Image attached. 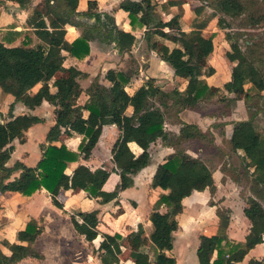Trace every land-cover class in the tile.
Returning <instances> with one entry per match:
<instances>
[{"label":"trees","instance_id":"1","mask_svg":"<svg viewBox=\"0 0 264 264\" xmlns=\"http://www.w3.org/2000/svg\"><path fill=\"white\" fill-rule=\"evenodd\" d=\"M21 6L28 5L32 0H15ZM45 7H36L28 19V24L42 28L38 34L48 46L30 47L27 45H6L0 42V89L4 94H10L13 101L9 106L8 119L0 122V191L16 171L22 176H28L26 181L17 178L16 191L24 196L45 189L52 203L64 209L58 195L62 190H84L90 198L98 199L100 203H109L119 194L133 186V176L151 163V144L157 140H167L169 133L165 129L166 111L169 101L180 109H199L202 102L215 100V92L209 86L205 76L213 75L216 70L208 67L202 70L201 54L209 55L213 35L209 38L203 35V29L209 21L218 17L221 28L227 29V18L241 17L247 11L244 0H213L196 8L197 17L206 7L212 8L211 14L204 21H194L191 31H184L181 14L174 15L169 21L158 19L156 11L158 3L155 0H122L120 8L128 12L133 28L137 26H162L175 31L178 46L170 48L163 45L161 57L173 68L175 75H189V82L184 91L174 89L166 92L150 78L133 95L128 94L126 86L130 81L129 72L110 69L105 78L109 85L100 83L98 75L86 90L88 100L84 105L78 104L83 94L79 78L87 76L76 66L65 67L69 56L78 60L85 59L91 52L92 34L82 33L73 41L66 38L67 24L77 25L78 16L95 18L98 24L114 25L115 19L109 14L98 11L97 1H89L88 10H77L79 0H60L67 10L60 5H53L52 0H44ZM205 1V0H204ZM179 4V0H169L162 8ZM256 22L254 24H258ZM163 38L168 34L161 33ZM226 38L230 43L227 57L236 65L233 67L232 80L224 84L228 93L239 91L251 83L258 91L264 90V72L249 53L242 48L238 34L227 31ZM118 47L121 51H131L138 41L137 37L128 31L116 32ZM252 56L253 50L250 48ZM242 71L248 80L238 76ZM53 80L52 91L40 89L31 94V89L38 83L45 84ZM260 93V92H259ZM235 97V96H234ZM234 97L232 99L234 100ZM226 98V95H224ZM247 92L245 100L248 102ZM221 99V98H219ZM44 101L55 106L56 121L47 132L46 143L41 144L42 156L36 166H27L16 161L9 165L14 151L13 142L26 140V132L41 121L38 116L26 113L15 115L16 104L22 102L29 109H35ZM132 113L128 114V108ZM88 115L85 116L84 112ZM116 124L121 135L113 147V159L119 171L120 183L113 191L104 190V185L110 177V171L98 168L92 170L80 163L89 160L97 145L103 127ZM70 130L82 135L78 150L69 148L65 143L57 145L63 131ZM201 133L194 124H184L175 139V144L191 138L200 137ZM136 142L143 152L136 156L129 143ZM233 149L243 155L245 166L251 169L254 193L264 195V130L252 118L234 123L231 137ZM70 162H79L71 174L67 173ZM214 176L210 167L201 159L194 157L185 150L169 155L160 163L153 176L152 187L167 190L155 202L150 213L153 229L150 232L152 245L142 246L132 253L136 264H176V258L168 254L174 248V232L179 228L178 216L184 211L183 201L194 191H204L214 187ZM165 209V211H162ZM244 214L251 222V227L245 241L229 240L227 228L230 217L220 215L219 230L214 235H201L197 255L200 264H237L258 244L264 243V206L254 197L248 199ZM71 221L76 232L93 244L98 237L99 211H79L71 214ZM140 233H142L140 228ZM45 232L43 219L31 218L24 233L18 241L8 238L0 240V264H19L27 258L43 259V254L37 249L36 242ZM108 246L98 256L103 264H123L119 258L123 236L119 233L106 234ZM7 249V251L4 250ZM97 253V251H95ZM216 254V257H215ZM249 264H262L250 260Z\"/></svg>","mask_w":264,"mask_h":264},{"label":"crops","instance_id":"2","mask_svg":"<svg viewBox=\"0 0 264 264\" xmlns=\"http://www.w3.org/2000/svg\"><path fill=\"white\" fill-rule=\"evenodd\" d=\"M89 1H97L99 12L114 17L115 24H112V28L115 32H112V35L116 40L110 38L109 32L106 31L101 33L92 30H84L85 24L82 27L70 24L65 26L67 31L66 38L69 41L75 40L84 32L92 34L93 38L95 37V40L92 38L90 41L91 52L85 59L78 60L65 52V55H67L64 64L65 67L76 66L84 73H87V76L79 78V82L84 91L78 99V104L84 105L86 103L88 100L86 90L98 75L100 76L101 84L109 85L105 75L110 69L130 73L131 78L126 86V91L130 95H133L150 78H154L156 83L161 86V89L169 93L174 89L180 91L186 89L189 82V75H175L174 68L161 57V49L164 44L170 48L178 46L174 30L168 27L154 25L148 27L137 26L133 28L130 23L128 12L120 8L122 0H79L77 10L79 12L87 11ZM168 1L169 0H155V2L158 3L156 11L158 19L169 21L174 15L181 14L183 30L187 32L191 31L194 27L193 23L197 18L196 8L201 5L200 0H179V4L170 6L169 8H162V4H166ZM59 3L60 0H52V4L55 6ZM36 7L43 9L45 7V1L32 0L28 5L21 6L15 0H0V42L2 41L10 46L20 45L28 35L32 34L34 30L33 27L35 26L29 25L28 19ZM78 18L83 21L85 18H88L91 20L90 26H95L96 22L93 18L83 15L78 16ZM214 19L209 21L208 25L202 30L203 35L207 38L213 35V44L209 55L201 56L202 70H206L203 63L204 61H202L203 59L208 63V67H214L216 70L213 75L205 76L209 86L215 92V100L219 99V93L223 96L226 95V98L231 100L232 97H234V93H228L223 87L225 83L232 80L233 67L235 64L227 57V52L230 51V43L226 38L225 32L213 25L215 23ZM103 25L108 27L111 26L105 23H103ZM121 30L132 32L138 39L129 52L121 51L118 47L116 32ZM163 32L168 34L167 38H163L161 35ZM33 37L35 45L39 42H43L36 34H33ZM111 39L113 40L112 42ZM42 47L47 48L48 46L44 44ZM52 83L53 80L47 84L40 82L34 86L30 92L31 94H35L40 89L49 90V88L54 91L55 88L52 87ZM12 101L13 97L10 94H4L0 89V122H4L8 119L9 106ZM180 110L183 111L181 113L183 117L189 113V108ZM14 113L15 115L31 113L41 118V121L29 128L26 132L25 142L21 143L18 139L13 142L14 151L9 165H13L16 161H19L27 166H36L42 156L41 144L46 143L47 132L56 121L55 106L44 101L42 105L35 109H29L22 102H19L16 104ZM127 113H132L131 107L128 108ZM84 115L87 116L88 112L85 111ZM233 128L234 125H229L225 128L222 132L223 138L225 137L231 140ZM165 129L169 133V138L167 140L159 139L151 144L149 149L151 153V163L133 176V186L122 191L119 194V198L109 203H100L98 199L90 198L87 193L81 189L62 190L58 195V199L63 204L64 209H60L52 203L51 197L45 189L39 190L31 196H24L14 191L5 192L3 199L7 202L6 205H10L13 195L20 200L18 210L20 214H23L26 218L23 222L22 234L24 233L27 222L31 218L43 219L45 232L42 236L47 233L49 227H53L57 230V238L61 240L64 236L63 234L58 235V230L66 229L72 237L73 235L74 237H78L84 250L86 248L85 252L87 251V256L84 259L85 264H103L98 253L105 251L108 246V242L104 236L106 234L114 235L119 233L123 236L121 244L122 252L119 255L121 263L136 264L132 253L138 251L142 246L150 247L152 245L150 232L153 229V224L149 219L150 213L157 199L163 193L167 192V190L161 189L160 187H152L153 176L158 165L164 162L169 155L177 151L178 145L175 144V139L180 133L181 128L174 127L172 122H169L166 118ZM120 135L121 131L116 124L105 125L101 137L92 151L90 159H82L80 161V163L87 165L92 170L103 168L111 172L109 179L104 185V190L106 191H113L121 181L112 152ZM173 137H175L174 140ZM218 137L220 138V136ZM82 138V135L70 130H64L60 140L54 143L57 145L65 143L69 148L78 150ZM183 143L184 144L181 143L182 146L188 144L189 141L186 140ZM129 147L136 156L143 152V149L136 142H130ZM185 148L187 147L185 146ZM185 151L189 154L191 153V151ZM78 164L79 162H70L67 167V173L71 174ZM17 178L26 181L28 176H22L21 171H16L7 183ZM17 186L18 183L14 185L13 189ZM6 187L7 185H5L4 188ZM200 192L202 191H194L192 195L186 197L183 201L184 211L178 216L179 228L174 232V248L168 252L169 255L176 258V264H200L197 255L200 236L214 235L219 230V219L217 220L215 216L213 219L205 218L204 211H199L195 218L188 216L186 201ZM251 192H253V190ZM251 192L250 197L256 198L263 204L258 196L264 197V195ZM246 204L247 203L243 206L240 221L236 220L235 216H232L230 219L227 235L229 240L233 242L245 241L246 235L251 227V222L244 214ZM43 207L49 208L52 211L53 215L51 218L44 212ZM92 210L99 211L100 221L97 226L99 235L94 240L93 244H90L82 235L76 232L70 215L79 211ZM7 211L10 212V209ZM162 211H165V209H162ZM140 228L142 233L139 231ZM178 235H180V240L177 239ZM42 236L39 238L40 240H42ZM71 246H73V244ZM95 251H97V253H95ZM40 252L44 256V253L42 251ZM250 260H255L258 263L264 264V243L256 245L246 255L244 260L237 264H249Z\"/></svg>","mask_w":264,"mask_h":264},{"label":"rangeland","instance_id":"3","mask_svg":"<svg viewBox=\"0 0 264 264\" xmlns=\"http://www.w3.org/2000/svg\"><path fill=\"white\" fill-rule=\"evenodd\" d=\"M212 1L200 0L201 4L211 3ZM244 1L247 5V11L239 18H227V29L219 26L218 17L214 19L215 23L213 25L225 33L230 31L238 34L242 48L249 53L250 57L255 60L256 64L264 72V0ZM58 5L63 10H67L64 3L61 2ZM211 12L212 8L206 7V10L197 17L199 22L208 18ZM90 21L88 18H85L84 21L78 18L77 26L82 27L85 24L84 30L101 33L104 31L109 32L110 38L115 39L112 35V32H115L112 26L108 27L97 23H95V26H90ZM256 22L259 23L254 24ZM33 28L32 34L28 35L20 45L41 47L45 44L44 42H39L37 45L34 44L33 34L38 36L43 29L39 27ZM112 39L111 42L113 41ZM250 48L253 50L252 56ZM202 61H204L203 63L207 69L208 63L205 62V59ZM234 64L236 65V63ZM237 73L244 80H248V77L242 71ZM247 92L250 94L248 102L245 100ZM218 96L221 99L202 102L199 109H189V113L184 117L181 116L183 111L179 107L169 105L166 111V118L177 128H181L184 124H194L198 127L201 136L189 139V143L184 146L181 143L184 144L183 142L186 140L180 142L177 149L191 151V155L203 160L210 167L214 176L215 184L212 189L208 188L205 191L196 193L186 201L188 216L195 218L199 211H204V216L207 219L216 217L220 222L219 214L222 213L229 216L230 219L235 216V219L240 221L243 206L251 198L250 192L253 184L251 169L245 166L243 155L233 149L231 140L223 138L222 132L229 125H234L236 121L251 118L264 130V90L258 91L251 83L246 81L243 88L235 92L234 100L224 98L221 93ZM169 104H172V101H169ZM15 182V180L6 182L8 188H3L0 191V240L8 238L11 241H18L19 236L23 232L22 226L26 218L18 210L20 200L13 195L10 205H6L7 202L3 199V195L7 191L18 192L13 189ZM258 197L264 204V197ZM9 209L10 212L7 211ZM44 212L50 218L53 215L49 208L45 207ZM62 234L64 237L59 240L57 238V230L49 227L47 233L42 236V240L39 239L36 243L38 249L44 253V259L28 258L19 264H85L84 259L87 256V251L85 252L86 248L84 250L78 237H74V235L72 237L66 229L58 230V235ZM177 239L180 240V235H178ZM72 244L73 246H71ZM4 250L7 251L6 248Z\"/></svg>","mask_w":264,"mask_h":264},{"label":"water","instance_id":"4","mask_svg":"<svg viewBox=\"0 0 264 264\" xmlns=\"http://www.w3.org/2000/svg\"><path fill=\"white\" fill-rule=\"evenodd\" d=\"M95 20V18H93Z\"/></svg>","mask_w":264,"mask_h":264}]
</instances>
